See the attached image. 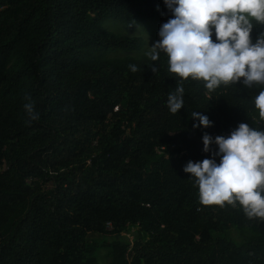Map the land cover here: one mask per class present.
I'll return each instance as SVG.
<instances>
[{
    "label": "trees",
    "instance_id": "trees-1",
    "mask_svg": "<svg viewBox=\"0 0 264 264\" xmlns=\"http://www.w3.org/2000/svg\"><path fill=\"white\" fill-rule=\"evenodd\" d=\"M170 16L163 0H0V264H95L100 249L107 264H264V217L235 200L201 203L183 171L210 157L205 132L264 130L254 106L264 84L210 90L169 72L162 51L108 57L141 42L107 23ZM249 19L254 42L264 23ZM178 83L184 107L173 114ZM29 98L38 120L23 109ZM192 111L212 126L193 128Z\"/></svg>",
    "mask_w": 264,
    "mask_h": 264
},
{
    "label": "clouds",
    "instance_id": "clouds-1",
    "mask_svg": "<svg viewBox=\"0 0 264 264\" xmlns=\"http://www.w3.org/2000/svg\"><path fill=\"white\" fill-rule=\"evenodd\" d=\"M171 16L158 29L159 37L148 55L156 61L160 52L168 57V71L179 78L201 80L214 89L223 83L239 82L250 88L264 84V33L253 42L250 17L264 23V0H163ZM214 37V38H213ZM131 71L136 65H129ZM152 71L155 72V66ZM242 78V79H241ZM184 88L168 93L166 107L176 114L184 107ZM264 118V88L254 98ZM28 119L38 120L31 99L23 104ZM193 128L212 126L207 115L191 112ZM198 121V123L196 122ZM202 151L209 158L187 161L183 171L190 174L205 205L238 201L249 217H264V130L239 123L227 136L204 133ZM211 145L216 146L211 151ZM219 158V162H217Z\"/></svg>",
    "mask_w": 264,
    "mask_h": 264
},
{
    "label": "rangeland",
    "instance_id": "rangeland-1",
    "mask_svg": "<svg viewBox=\"0 0 264 264\" xmlns=\"http://www.w3.org/2000/svg\"><path fill=\"white\" fill-rule=\"evenodd\" d=\"M160 24L157 23H150L146 22L141 25L136 24H120L119 22H109L107 23V28L111 31L116 33L123 34L124 36L128 37H135L138 38L141 42V48L137 53H115L109 54L108 57L114 58H123L127 56L137 57L139 55L148 54L150 52L149 46H151L156 40L159 39L157 36L158 29ZM50 187V185H48ZM247 233L243 231H236L234 229L231 230V236L236 239L237 241H241L246 237ZM128 240L131 237H127ZM126 237L119 236V237H111V236H103L101 239H104L106 242L122 240L126 241ZM111 260V256L108 250L100 249L96 253V261L95 264H107Z\"/></svg>",
    "mask_w": 264,
    "mask_h": 264
},
{
    "label": "built area",
    "instance_id": "built-area-1",
    "mask_svg": "<svg viewBox=\"0 0 264 264\" xmlns=\"http://www.w3.org/2000/svg\"><path fill=\"white\" fill-rule=\"evenodd\" d=\"M127 237H129V236H127ZM129 241H131V239Z\"/></svg>",
    "mask_w": 264,
    "mask_h": 264
}]
</instances>
